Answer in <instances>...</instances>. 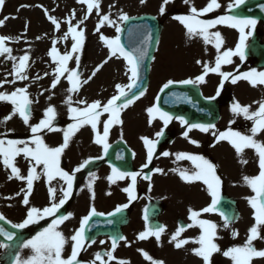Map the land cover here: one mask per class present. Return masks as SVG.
I'll return each instance as SVG.
<instances>
[{
	"label": "rangeland",
	"instance_id": "rangeland-1",
	"mask_svg": "<svg viewBox=\"0 0 264 264\" xmlns=\"http://www.w3.org/2000/svg\"><path fill=\"white\" fill-rule=\"evenodd\" d=\"M204 3V0H187V2L186 0H168L167 4H165L164 0H146L145 3H141V0H100L99 10L93 9L91 13H88L87 5L82 3L81 0H5L2 9H0V20L4 21L3 25L0 26V35L10 37L6 41L5 46L11 49V54H0V93L11 94L19 88L26 89L28 99L31 101L29 105L31 115L29 121L25 123L18 113L13 114L15 106L11 101H0V140H4L6 146L9 140H20L27 141L29 147H34V144L31 143L34 135L31 131V126L38 124L44 119L46 109L52 106L56 112L53 120V128L55 130L44 129L36 135L41 136L50 147L60 146L64 143V133L68 130V126L77 122L73 118L70 108H84L85 104L81 103V101L91 104L93 101L99 100L102 105L106 104L117 93V84L127 85L130 83V66L116 55L113 56L110 48L101 38L102 36L113 38L119 33L116 32L115 26L109 24L99 25L100 19L108 14L112 20L118 21L117 26L122 27L123 23L118 20L122 13H126L129 17L142 14H153L160 17L164 15V29L152 64L149 87L139 99L121 109L120 119L122 124H116L110 130L107 143L111 145L116 140L124 139L136 149L142 145V138L147 137L153 140L156 134L161 132L162 127L160 119H152L148 109L153 106L158 92L170 80L175 83L186 80L184 79L185 76L189 78L191 74L183 72L184 69H189L192 75L195 74L196 70L200 72L201 69L198 67L204 64L209 53H211L209 55L210 67L215 64L214 60L217 56V51L214 44L206 43L202 36H190L188 32L182 29L180 20L176 19L179 15L189 12L192 6L199 9ZM161 7L164 8L163 13L160 11ZM50 16L56 18L60 24L59 28L49 19ZM80 21H83V23H80ZM76 25H79L77 31L81 29L84 31V42L82 50L79 53H74L67 65L69 69H74L78 72L79 79L77 90L70 92L69 89L72 84L67 79L68 72L60 76L59 83L52 87L54 80L59 75L55 71L59 67V62L53 59L51 49L55 47L61 55L70 52L74 40L69 33V28ZM98 28L99 30H97ZM217 31L222 33L223 29H218ZM66 34L67 39H65ZM26 54L29 56V60L26 68L21 73L26 79H18L16 66L19 64L20 58ZM77 59L79 60L78 65ZM197 61L202 63H197ZM93 73L95 74L93 75ZM216 75L218 76L219 74H215L213 79ZM231 85H228V88L234 92L232 88L236 86L233 87ZM243 86L241 85L240 87ZM213 88L214 84L210 91L213 92ZM253 91L259 93V95L261 93L259 89H253ZM69 97H71V104L66 102ZM226 105L225 108L227 109L231 107L228 104ZM222 115L221 123L224 124V127L229 126L237 118V116H231L225 109ZM6 117L10 118L5 119ZM102 117L103 113L100 116L97 129H93L90 124H85L80 126L70 136L68 146L61 155L63 156L66 169L73 170L77 168L82 159L78 160L76 157L93 153H89V149L94 150L92 143L96 140V132L103 133ZM177 123L179 124V122L175 121L170 129L179 130ZM236 123L234 125L235 128H241L240 119L236 120ZM225 145L226 147H222L226 148L225 154L221 155L215 149L214 155L217 157L212 156L213 159L209 158V160L212 163H218V167H222V170L224 169L225 172L219 169V175L221 173L227 175V178L224 177L230 187L227 185L225 191L237 199L241 217L235 224H227V226H225V221L218 214L208 218L209 221L217 225L214 242L220 249V251L212 255L211 264H233L232 259L224 256L223 252L231 247L243 246L249 237V230L256 224L253 218L252 206L248 199L254 196L255 193L244 180L246 176H255L256 169L253 168L254 164L247 157V154L254 156L253 150H247L244 158L247 163H243L242 166L238 167L237 158L235 156L232 157V151H229L233 148L227 144ZM17 147H24V145L20 144ZM94 147L97 149L95 144ZM102 149H104L103 145ZM204 153H209V151L203 150ZM67 154L72 155V158L67 159ZM25 156L24 153H20L14 158L15 166L20 170V175L24 177L28 175L29 170L34 166V161L30 164L25 162L27 159ZM35 168L38 178L33 181V189L31 194L28 195L29 204L25 205L23 199L27 193V180L13 176L11 167L5 166L4 157L0 154V214L12 224H19L18 221L22 223V217L26 214L25 209L31 207L41 208L51 203L50 188H55L56 193H58H55L56 201L60 198V192L62 193L61 189L63 188L62 179L55 177L49 182L46 174H44V167ZM93 178H96L94 174ZM84 179L78 186V188L80 187L79 191L75 193L73 201L65 211V215L73 212L72 216L65 220L64 226L60 224L58 226V230L66 238L75 234L78 229L76 227L77 223L80 222V218L86 215L87 210L95 207L96 212L105 213L113 210L115 205L123 204L126 200L123 193V196H106L104 193L105 189L101 188L97 191L99 194L94 192L92 195L93 192H91L92 199L90 196L89 201L93 205L89 206L86 197L82 196L84 192L83 182L86 183ZM234 183H236V186ZM80 195L84 204L79 203V211L74 214L75 202L76 200L79 201ZM202 204L201 200L198 203L199 207ZM14 208L18 210H14L11 213ZM14 212H18V216ZM49 222H53V219H50ZM173 222L171 220L170 223ZM177 227L178 230L181 226ZM192 227L189 228L190 230L187 231V234L183 233L178 237V240L186 239L188 243L180 248H171V250L168 245L171 246L173 244V241H171L172 236H169L168 232L165 231L161 238L162 250L164 245L167 246L165 248L167 252L164 253L166 255L164 264H205L204 260L193 251L200 247L195 241L202 233L191 231ZM165 228L167 229V227ZM260 235L264 237V226L260 228ZM152 239H155V237ZM102 241L103 243H101ZM126 241V244L124 243L118 251L121 252L120 255L130 257V259L136 261L135 257L140 258L141 255L144 257L145 252L149 255L150 248L160 243V240L139 244L136 241ZM26 242L27 240H24L15 247H4L0 243V264H5L6 261L9 263L14 254L21 259L30 257L32 250L23 247ZM130 243L132 244L131 247ZM253 244L255 248L262 249L264 248V239H256ZM103 249L107 252L112 249V244L108 237H100L94 243H85L78 259L81 264H88ZM71 251L72 241L69 239L64 246L63 257L67 258L70 256ZM156 254L158 260L162 261L164 259L162 253ZM116 255L119 256L117 253ZM104 259L107 260V257ZM150 261L142 258L141 263L146 264ZM257 263L258 261L253 258L251 264ZM96 264H101V261H97ZM109 264L115 263L111 260ZM260 264H264V262Z\"/></svg>",
	"mask_w": 264,
	"mask_h": 264
},
{
	"label": "snow or ice",
	"instance_id": "snow-or-ice-1",
	"mask_svg": "<svg viewBox=\"0 0 264 264\" xmlns=\"http://www.w3.org/2000/svg\"><path fill=\"white\" fill-rule=\"evenodd\" d=\"M5 0H0V9H2ZM82 3L87 5L88 13H91L93 9L99 10L100 0H81ZM146 0H141V3H145ZM165 4L168 3V0H164ZM187 2V0H186ZM245 3V0H234V3L228 5L229 11L231 9L238 7L239 5ZM221 5L218 0H209V3L203 9H197L195 6H192L190 9V15L178 16L176 19L180 20L187 28L189 35H199L202 36L206 43L214 44L217 51V56L215 58L214 66L210 67L208 64H203V73L195 79H187L180 81L182 84H198L204 83L205 77L209 72L218 73L223 80H228L230 77L232 83H236L239 79H244L249 81L253 86L264 85V71H257L252 69L249 72H244L239 75H233L228 72L222 71V65L231 64L233 62L232 58L239 56L241 60L246 58V49L247 44L246 40L249 35L252 33L250 31L246 32V29H254L257 20L251 17H242L238 15H221L214 20H204L200 19L204 14L213 11L214 9L220 8ZM161 13L164 12V8L161 7ZM52 22L56 25L57 28L60 27L59 22L55 17H49ZM131 19L126 13H122L118 20L120 23L128 21ZM4 23L3 20H0V26ZM70 23V21H69ZM83 23V21H80ZM118 21L112 20L110 15H104L100 21L99 25L103 26L104 24H109L115 26L117 33H121L123 28L117 26ZM216 25H227L234 29H238L240 33L239 42L234 49L228 48L221 51L224 44L223 37L219 31L212 32L210 29L214 28ZM79 25L70 26L69 33L74 40L70 52L65 54H59L58 50L53 47L51 49V55L54 60L59 62V67L55 71L59 74L54 80L52 87H55L59 83V77L63 76L64 73L68 72L69 75L67 79L71 82L72 87L69 89L70 92L77 90L79 79L78 72L74 69H69L67 67L69 60L72 59L74 53H79L82 50V45L84 42V31L81 29L77 31ZM99 30V28L97 29ZM111 50V54L115 56L120 54L126 60L129 67L130 83L127 85L117 84V94L113 95L106 104H101V101L96 100L91 104H87L85 101L81 103L85 104L84 108H70L71 113H73V118L77 121L75 124L69 125L68 130L64 133V143L57 147L48 146L41 136L36 135L44 129L50 131L55 130L53 128V120L55 119L56 112L55 108L50 106L46 109L45 118L42 119L38 124L31 126V131L34 134L32 137L31 143L34 144V147H29L27 141L20 140H9L7 141V146L5 145L4 140H0V154L4 157V164L6 167H11L12 175L27 180V193L24 196L23 203L25 205L29 204L28 195L31 194L33 189V181L38 178L36 174L37 165H43L44 174H46L48 181L51 182L55 177H60L66 182V188H62L63 193L59 201H56V189L50 188V195L52 197V202L50 206L39 209L36 207H31L27 212L26 219L22 223L13 224V228L24 229L30 224L37 223L39 220H42L49 216H54L62 206L68 201L72 194L73 190V181L75 179V173L79 172L90 161H85L84 164L77 167L73 172L69 173L68 171L63 170L60 167L61 155L64 152V149L68 146V141L70 136L78 130L80 126L85 124H90L93 129H97V126L100 122V116L102 113H108L109 117L103 124V133L99 131L96 132L97 144L103 145L105 154L108 150L107 138L109 136V129L114 124H122L120 119L121 109L132 104L135 99H139V96L133 92V89L137 87L138 81L140 79V68L141 62L147 56L146 47H139L129 51L125 45L121 42V36L116 35L113 38L101 37ZM151 32H148L144 44L147 45L152 40ZM10 37L0 35V54L8 53L11 54V49L5 46L6 41ZM67 39V34L65 36ZM29 56L26 54L20 58L19 64L16 66V75L18 79H26L21 73L26 68L27 61ZM197 63H202L197 61ZM79 60L77 59V65ZM102 66V65H101ZM99 70V69H97ZM95 73H93L94 75ZM86 82V81H85ZM173 81H168L163 87L168 88ZM223 87V84L220 85ZM140 95H143V92H140ZM219 95V91L217 92ZM123 98V103H118ZM209 99H215V97H210ZM0 101H11L15 106L13 114L18 113L25 123L30 119L31 110L30 103L26 94V89L19 88L11 94L0 93ZM71 104V97L66 101ZM259 108L257 111H251L250 106L241 105L239 102H235L232 105V112L236 115L243 114L246 119L253 120V127L250 130L251 134H242L239 131H234L229 128L224 132H213V135L218 136V140H227L229 141L236 149L237 153H243L245 149L251 148L254 149L259 158V174L254 177H244L245 182L252 188L255 195L249 197V202L253 209L255 210V221L256 224L249 230V237L243 246H235L227 249L223 252V255L232 259L233 264H251L253 258H264V250H257L253 244V241L256 239H264L260 235V228L264 226V142L258 141L255 139L256 135L260 132H264V102H258ZM150 114H159L160 118L164 121L165 126L173 118L169 113L162 111L158 106L148 109ZM6 117L5 119H9ZM183 124L188 125V121L184 117H177ZM193 128L199 129L202 132H208L211 129H215V124H190L188 125V131H191ZM163 133H157V137H160ZM184 135L187 137L188 132L186 131ZM145 145L147 146V161L143 167H148V164L151 163L154 156V150L158 144L157 140H152L147 137L142 138ZM192 143H197L192 141ZM23 144L24 147H17V145ZM20 153H24L28 157H32L34 161V166L29 170L26 177L20 175V170L14 164V158ZM164 156H168L170 153H162ZM178 158H187L195 164V170L189 175L187 171H181L180 175L185 181H203L207 185V188L212 196V202L208 207L203 208L202 212H219L220 215L225 220V226L230 222V219L223 211L218 208L221 200V179L216 173V165L213 164L210 160L206 159L200 155H190L186 153L178 154ZM242 163H247V161L242 160ZM157 172H162V169H156ZM112 175L108 179L115 183L117 180H123L127 177H131V185L124 189L128 193L129 200H134L135 197V186L137 181V176L142 173L137 172H123L119 168L113 166ZM148 179V176L144 177ZM91 187V184L89 185ZM129 207V204H123L118 206L115 209V212H121L123 209ZM200 212L192 211L191 219L202 229V234L199 239L196 241L200 247L194 249L196 255L200 256L205 264H211V257L214 253L220 251L219 246L214 242L217 232V225L209 220L198 219ZM98 215L95 207H92L89 215L84 216L80 224V228L75 231V234L71 237L66 238L61 231L58 230L59 224L63 223L65 220L69 219L72 214L68 213L67 215L58 216L48 227H45L42 231L38 232L32 239L24 243L23 247L30 248L32 250V255L27 259H21L20 257L16 258V264H81L78 259L79 253L85 246L87 237L86 226L88 225L89 220L92 216ZM5 217L0 214V220H4ZM147 219V215H145ZM9 223H11L9 221ZM191 226V225H190ZM164 227H148L145 232L139 234V239H146L149 236H155L157 239L160 238L161 234L164 232ZM185 230L184 226H181L176 233L172 236L173 241H177L176 247L180 248L184 244L188 243L186 239H179L181 233ZM0 233H4L9 240L13 238L15 233L6 232L5 229L0 226ZM72 241V251L70 256L64 258L62 253L65 244L68 240ZM120 239H126L120 237ZM95 241L93 240V243ZM103 243V241L101 242ZM116 237H112V249L106 253H97L95 259L88 262V264H96L97 261H101V264H109V261L116 259L114 256L115 249L117 247ZM7 247V245H3ZM144 255L151 260L152 257L148 256L145 252ZM104 256H107V260L104 259ZM120 264H126L125 261H120ZM153 264H163L162 261H154Z\"/></svg>",
	"mask_w": 264,
	"mask_h": 264
},
{
	"label": "flooded vegetation",
	"instance_id": "flooded-vegetation-1",
	"mask_svg": "<svg viewBox=\"0 0 264 264\" xmlns=\"http://www.w3.org/2000/svg\"><path fill=\"white\" fill-rule=\"evenodd\" d=\"M246 1L248 0H245V2ZM218 2L220 3L221 6H225L228 8V5L231 2L234 3V0H218ZM229 12L230 11H227V14ZM256 16H257V19H256L257 24L255 28L246 29V32L250 31L252 33L251 35L248 36L246 40V44L248 46L246 50H249L251 48L253 38L256 37L257 48L264 51V3L259 4L257 6ZM230 31L237 34V37L232 39L231 44L227 43L226 41L224 42L223 46L226 49L228 48L233 49V45L238 44L239 38H240V33L238 29H234L230 27ZM246 63H247L246 59L244 60L240 59L241 66L245 65ZM161 194L166 199L167 203L172 207L171 211L175 212L176 211L175 204H177L180 201L178 189L175 186L173 187L169 186V187L164 188Z\"/></svg>",
	"mask_w": 264,
	"mask_h": 264
},
{
	"label": "water",
	"instance_id": "water-1",
	"mask_svg": "<svg viewBox=\"0 0 264 264\" xmlns=\"http://www.w3.org/2000/svg\"><path fill=\"white\" fill-rule=\"evenodd\" d=\"M149 18L148 17H142V18H138V19H135V20H131L130 22H140V23H145V24H147L148 26H150L151 28H152V32H151V34H152V40L150 41V43H149V48H148V59L146 60V62H144V65H145V74H146V77L148 76V73H149V64H150V62H151V59H152V56H153V54H154V52H155V48H156V45H157V41H158V38H159V32H160V26L158 25V24H156V22L152 19V18H150L149 20L151 21H149L148 20ZM152 24H154L155 25V27H153V25ZM125 40H126V42H127V44H128V46H129V48L131 49V50H133V49H135L132 45H131V43H130V38L128 37V35H126L125 36ZM142 45H145L144 44V40L142 41ZM137 48H139V47H137ZM147 82H148V79L146 78L145 80H144V82H143V86H142V88L143 87H145L146 85H147ZM174 88H178V87H172V89H174ZM172 89H170V90H172ZM178 89H181V90H184V92L183 93H186V90L188 89L187 87H180V88H178ZM190 90V89H189ZM166 95H169L168 93L166 94ZM193 95V94H192ZM194 98H195V100H197V101H199L200 102V106H203L204 104L202 103V100H201V98H200V96L197 94V95H194ZM162 105H164L163 103H162ZM193 106H196V104H193ZM211 105L209 104V107H210ZM214 109H215V111H214V113H210V116H212V119H214L215 120V118H216V115H217V111H216V108L214 107ZM227 201V200H226ZM231 203V202H230ZM125 218V214L124 213H122V214H120L118 217H117V219L118 220H120L121 218ZM105 220H102L101 219V226H100V230H99V232H101V233H109L110 232V229H112V230H114L115 229V227L116 226H113L112 228H107V227H103V226H105ZM119 226H121V224L119 225ZM101 233H99V234H101Z\"/></svg>",
	"mask_w": 264,
	"mask_h": 264
},
{
	"label": "bare ground",
	"instance_id": "bare-ground-1",
	"mask_svg": "<svg viewBox=\"0 0 264 264\" xmlns=\"http://www.w3.org/2000/svg\"><path fill=\"white\" fill-rule=\"evenodd\" d=\"M96 148H97V149H101V147H100L98 144H96ZM154 154H155V153H154ZM36 167L39 168V165H37ZM175 245H176V243L173 242V244L171 245V247L177 248ZM120 256H121V255H120ZM121 257H122V256H121Z\"/></svg>",
	"mask_w": 264,
	"mask_h": 264
}]
</instances>
